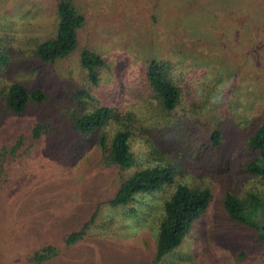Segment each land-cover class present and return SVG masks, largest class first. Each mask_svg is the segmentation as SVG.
I'll list each match as a JSON object with an SVG mask.
<instances>
[{
    "label": "rangeland",
    "instance_id": "obj_1",
    "mask_svg": "<svg viewBox=\"0 0 264 264\" xmlns=\"http://www.w3.org/2000/svg\"><path fill=\"white\" fill-rule=\"evenodd\" d=\"M72 2L84 16L77 47L66 57L40 63L28 50L29 44L50 34L53 0H0V34L8 38L10 54L1 74L6 81L48 95L47 101L29 104L19 116L0 112V264H30L31 251L42 244L55 245L58 253L40 264H262L254 260L262 251L252 246L251 233L226 219L221 206L226 191L242 196L257 185L245 171L253 158L245 140L264 110V51L239 26L251 16L252 3ZM83 48L104 60L95 84L79 65ZM150 58L172 63L186 84H203L205 93L216 97L212 114L192 119L177 107L171 132L153 136L158 142L169 141L173 150L165 155H175L184 168L181 175L175 174L174 184L183 175H204L211 191L205 211L182 243L156 263L162 203L173 184L136 194L125 205L108 204L121 180L148 164L147 152L134 141V165L114 168L98 152V131L93 140L78 135L70 129L67 116L56 113L57 101H64L76 88L92 96L80 108L73 103L80 110L110 105L119 94L127 96L123 105H129L130 88ZM34 124L46 125L38 139L30 136ZM213 124L221 131L215 149L208 141ZM17 138L20 143L13 146ZM93 212L80 238L66 246L61 238L77 230Z\"/></svg>",
    "mask_w": 264,
    "mask_h": 264
},
{
    "label": "trees",
    "instance_id": "obj_2",
    "mask_svg": "<svg viewBox=\"0 0 264 264\" xmlns=\"http://www.w3.org/2000/svg\"><path fill=\"white\" fill-rule=\"evenodd\" d=\"M248 1L252 3L251 16L247 15L239 26L246 30L250 39L259 42L260 50L264 51V0ZM53 2L50 34L28 43V50L40 63H51L74 51L78 44V30L84 23V16L72 0ZM4 37L0 34V112L19 116L29 104L47 101L48 95L37 88L27 89L20 82L5 80L1 72L9 63L10 54L6 46L9 40ZM78 61L85 78L95 84L98 81V70L104 64L103 58L93 50L83 48L79 52ZM178 70L168 61L146 59L137 84L130 88L128 95L132 100H129V105H123L127 96L123 95L122 98L119 94L110 105L100 104L80 110L77 107L80 108L92 96L87 90L76 88L64 101H57L56 106V113L66 115L70 129L78 135L91 137L93 140L98 131V152L106 164L119 169L132 167L135 163L131 149L134 141H138L147 152L148 157L145 159L148 164L122 179L108 199V204L125 205L136 194L159 191L163 186L173 184L168 198L162 203L154 263L182 243L191 225L202 215L211 199V191L205 185L209 181L204 175L198 178L183 175L182 181L173 183L175 174L181 175L184 168L175 155L174 158L165 155L168 150H173L169 141L158 142L155 140L157 137H153L156 136L155 132H160V135L166 130L171 132L177 107L186 111L188 118L192 119L202 113L214 112L215 95L205 93L203 84H186ZM184 100L185 105H180ZM136 105L143 109L137 110ZM45 127L43 124H34L30 130L31 139H38ZM188 127L189 125L186 129ZM216 127L218 126L213 124L208 134L209 146L214 149L218 147L221 138V131ZM18 138L13 146L20 143ZM245 143L253 154V158L244 166L245 171L255 179L257 185L254 189L245 191L242 196L226 191L221 206L226 219L251 233L252 246L262 251L261 256L254 260L264 264V110L256 118ZM177 150L175 147L174 151ZM183 156L185 154L180 153V157ZM93 217L94 212L77 230L61 238L64 244L68 246L79 239ZM35 247L30 253V264H40L58 253V248L53 244Z\"/></svg>",
    "mask_w": 264,
    "mask_h": 264
}]
</instances>
